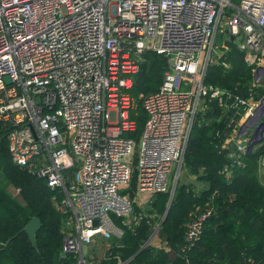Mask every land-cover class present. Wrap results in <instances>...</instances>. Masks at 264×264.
<instances>
[{"label":"built area","instance_id":"built-area-1","mask_svg":"<svg viewBox=\"0 0 264 264\" xmlns=\"http://www.w3.org/2000/svg\"><path fill=\"white\" fill-rule=\"evenodd\" d=\"M230 43L264 90V0H0L4 141L13 163L62 191L53 204L63 215L61 252L76 256L69 264L88 263L82 248L96 235L121 236L115 218L136 226L140 213L134 226L126 220L138 198L132 190L151 199L173 194L198 112L210 99L226 106L231 96L205 82L209 65L230 67L221 60ZM148 50L169 62L159 87L136 98L129 89ZM232 102L243 111L222 146L235 140L229 156L242 163L251 132L237 130L259 97L249 92ZM138 103L146 116L135 161ZM258 176L264 183V151ZM212 211L186 222L180 253L199 239Z\"/></svg>","mask_w":264,"mask_h":264},{"label":"trees","instance_id":"trees-1","mask_svg":"<svg viewBox=\"0 0 264 264\" xmlns=\"http://www.w3.org/2000/svg\"><path fill=\"white\" fill-rule=\"evenodd\" d=\"M221 60L228 61L230 67L209 65L205 82L231 96L226 107L218 99H210L198 112L183 159V167L205 187L196 192L192 184L177 180L173 194H153L151 210L162 217L159 233L163 239L159 245H144L153 231L144 215L132 228L115 218L124 227L121 244L113 246L101 264H116L119 258H129L132 264H187L186 258L195 264H264V183L258 176V157L264 151V142L244 153L242 163L232 160L230 147L222 146L243 111L241 106L232 105L233 96L247 97L251 92L257 98V88L247 84L252 78L251 67L234 43ZM167 64L163 54L144 52L129 92L138 98L156 90ZM133 117L140 127L145 116L139 113ZM0 171L19 197L17 200L0 186V264H69L76 260L71 253L61 257L63 215L54 206L53 195L61 197L62 191L12 162L1 124ZM207 206L214 211L204 220L199 239L186 254L180 253L186 222ZM32 216H38L41 222L35 230L34 245L24 228Z\"/></svg>","mask_w":264,"mask_h":264},{"label":"rangeland","instance_id":"rangeland-1","mask_svg":"<svg viewBox=\"0 0 264 264\" xmlns=\"http://www.w3.org/2000/svg\"><path fill=\"white\" fill-rule=\"evenodd\" d=\"M233 1L236 2L237 0H233ZM167 61L169 62V59ZM252 79L253 78H251L250 80L247 81V84L251 88L256 87V85L254 84ZM260 87H264V81L262 83H260ZM222 106L226 107L225 105H222ZM139 113L146 116L145 110L143 109L141 103H138V106L136 109V115H138ZM222 113H225V109H222ZM261 114L262 115L260 116V119H264L263 118L264 112ZM144 121H145V118H144ZM144 121L140 127L138 126V124L136 125V129L134 132L135 133V136H134V139H135V142H134L135 157H134V159H135V161H137L138 154H139L141 131L143 128ZM251 131H252V129L250 128L249 133ZM263 142H264V138H263V141L261 143H258L257 145H255L253 147V150L255 148L259 147L260 144H262ZM259 157H258V159H259ZM133 168H134V166H133ZM183 169L184 168L182 167L181 170L183 171ZM181 170H180V174L182 173ZM173 173H175V170H172V174ZM133 174H134L133 179H135L136 173L134 171H132V175ZM181 178H184L183 173L181 175H179L178 180L180 181ZM131 183L133 184L134 180ZM0 186L8 194L15 197L17 200L19 199V197L17 196L18 195L17 189L11 185V183L7 180V178L5 177V175L1 171H0ZM131 193L138 196V198L136 199L137 202L134 203L132 214L126 219L129 226H134L136 224V222L138 220V218L136 217L137 214L140 213L141 215H144V217H146V219L151 221L153 228H156V232L154 233V235H152L149 240L146 239V241L144 242V245H146L147 243L159 245L163 239L159 233V227L161 225L162 217L158 216V215H156V213L152 212L150 193L148 191H143V192L137 193L134 190H132ZM73 229H74V227H73ZM121 237H122V235L121 236H107V237L96 235L90 243L84 245L82 248V252H83V254H85L84 255L85 259H86V255L89 256L88 260H86L88 262L87 264H101V262L103 261V258L106 257V254L112 249V247L115 245L121 244V239H122Z\"/></svg>","mask_w":264,"mask_h":264},{"label":"water","instance_id":"water-1","mask_svg":"<svg viewBox=\"0 0 264 264\" xmlns=\"http://www.w3.org/2000/svg\"><path fill=\"white\" fill-rule=\"evenodd\" d=\"M170 62L172 63V60L170 59ZM8 79V78H7ZM257 95L259 97V103L255 108V111L247 115L243 121L240 123V126L237 130V136H239L245 129L251 128L252 131L249 135V139L247 142V152L250 153L255 145L258 143H261L264 138V119H259L261 113L264 112V90L258 89ZM257 121V122H256ZM236 141L233 140L230 142V151L233 152L236 148ZM172 194V193H171ZM40 219L38 216H32L25 224L24 228L28 235L29 240L31 241V244H35V230L40 226ZM93 223H97V219L93 220ZM156 231V228L153 229V232L149 236L153 235V233ZM147 240V241H148ZM65 253L61 252V257H64Z\"/></svg>","mask_w":264,"mask_h":264},{"label":"crops","instance_id":"crops-1","mask_svg":"<svg viewBox=\"0 0 264 264\" xmlns=\"http://www.w3.org/2000/svg\"><path fill=\"white\" fill-rule=\"evenodd\" d=\"M209 121V120H208ZM253 150V149H252ZM183 171L181 172L184 175V178L180 179V182H185V183H190L192 184L193 188L196 190V192H200L202 188L205 187V183L202 182L201 180H198L194 174H191L187 168L183 167ZM181 173V174H182ZM180 174V175H181ZM198 183V184H197Z\"/></svg>","mask_w":264,"mask_h":264}]
</instances>
